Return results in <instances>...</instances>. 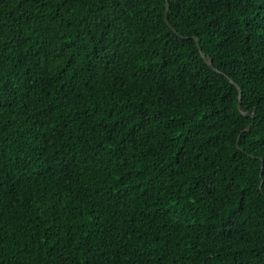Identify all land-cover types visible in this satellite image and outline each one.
I'll use <instances>...</instances> for the list:
<instances>
[{
	"label": "trees",
	"instance_id": "1",
	"mask_svg": "<svg viewBox=\"0 0 264 264\" xmlns=\"http://www.w3.org/2000/svg\"><path fill=\"white\" fill-rule=\"evenodd\" d=\"M0 264H264V0H0Z\"/></svg>",
	"mask_w": 264,
	"mask_h": 264
},
{
	"label": "water",
	"instance_id": "2",
	"mask_svg": "<svg viewBox=\"0 0 264 264\" xmlns=\"http://www.w3.org/2000/svg\"><path fill=\"white\" fill-rule=\"evenodd\" d=\"M166 10H167V2H165V7H164V10H163L164 20L166 21L167 25H168L173 31H175L174 27H173L172 25H170V23L167 21ZM192 38L194 39L195 44L198 46V43H197V40H196V36H195V35H192ZM198 52H199V55H200V56L204 59V61L207 63V65H208L209 67H211L212 69L216 70V68H215V67L212 65V63H211L210 58H209L208 56H205V54H204L201 50H198ZM229 81H230L232 84H234V86L236 87L237 98H238V100H239V92H240V88H239V86H238L233 80H231L230 78H229ZM237 107H238L239 111H240L242 114H244V115H251L250 112H248V111H244V110H241V109H240V107H239V102H237ZM250 123H251V121L248 122V124L244 127V129H247V128L250 126Z\"/></svg>",
	"mask_w": 264,
	"mask_h": 264
}]
</instances>
